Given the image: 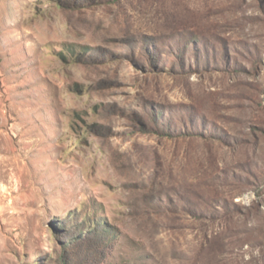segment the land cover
<instances>
[{
  "label": "rangeland",
  "instance_id": "obj_1",
  "mask_svg": "<svg viewBox=\"0 0 264 264\" xmlns=\"http://www.w3.org/2000/svg\"><path fill=\"white\" fill-rule=\"evenodd\" d=\"M0 264H264V0H0Z\"/></svg>",
  "mask_w": 264,
  "mask_h": 264
},
{
  "label": "trees",
  "instance_id": "obj_2",
  "mask_svg": "<svg viewBox=\"0 0 264 264\" xmlns=\"http://www.w3.org/2000/svg\"><path fill=\"white\" fill-rule=\"evenodd\" d=\"M65 256H63V258H64ZM61 261L63 262V263H65V261H64V259H61Z\"/></svg>",
  "mask_w": 264,
  "mask_h": 264
}]
</instances>
